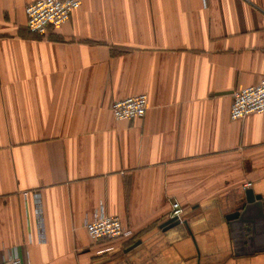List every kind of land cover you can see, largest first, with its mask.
<instances>
[{
  "label": "crops",
  "instance_id": "obj_1",
  "mask_svg": "<svg viewBox=\"0 0 264 264\" xmlns=\"http://www.w3.org/2000/svg\"><path fill=\"white\" fill-rule=\"evenodd\" d=\"M33 1L0 0V264H264V113L229 115L264 77V0H79L44 35ZM100 207L132 235L91 240Z\"/></svg>",
  "mask_w": 264,
  "mask_h": 264
},
{
  "label": "built area",
  "instance_id": "obj_2",
  "mask_svg": "<svg viewBox=\"0 0 264 264\" xmlns=\"http://www.w3.org/2000/svg\"><path fill=\"white\" fill-rule=\"evenodd\" d=\"M80 6L79 0H35L25 7L26 25L30 32L44 35L51 27L66 23L73 10ZM144 93L113 101L110 109L117 120L143 117L147 109ZM264 113V77L254 86L237 89L232 94L231 120H241L248 115ZM182 208L177 201L171 204L170 217L182 220ZM84 227L91 240H113L132 235L130 227L123 225L116 215H108L100 207L93 218L85 220ZM43 237V233L39 238ZM2 264H24L17 255L10 256Z\"/></svg>",
  "mask_w": 264,
  "mask_h": 264
},
{
  "label": "water",
  "instance_id": "obj_3",
  "mask_svg": "<svg viewBox=\"0 0 264 264\" xmlns=\"http://www.w3.org/2000/svg\"><path fill=\"white\" fill-rule=\"evenodd\" d=\"M245 199H246V203H247V205L245 206V211L249 210L251 207H254L258 212V216L260 215L262 217V220H263L264 211H263V205L261 202V197L259 195H254L253 191L251 189H248L245 192ZM244 215H245V212H243L241 214L233 213V214L229 215V217H228L230 220H232L230 225H231V229L234 232L235 236L237 234L236 233L237 230H240L241 236H242V234L245 233V231H246V233L248 232V229L246 230L244 228V223H245L244 221H246L244 219V217H245ZM178 222L179 221L175 217H171L166 222H164L160 226V228L164 229L167 226L177 224Z\"/></svg>",
  "mask_w": 264,
  "mask_h": 264
}]
</instances>
